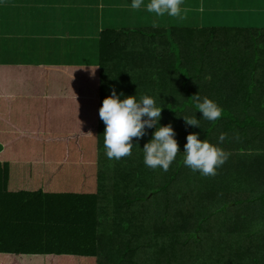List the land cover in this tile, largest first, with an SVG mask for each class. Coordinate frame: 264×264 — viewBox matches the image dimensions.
<instances>
[{"label":"trees","instance_id":"16d2710c","mask_svg":"<svg viewBox=\"0 0 264 264\" xmlns=\"http://www.w3.org/2000/svg\"><path fill=\"white\" fill-rule=\"evenodd\" d=\"M111 32L96 65L0 67V264H264V28ZM118 68L138 75L123 87L108 76ZM112 89L152 96L160 125L177 113L166 172L143 162L154 127L132 138L131 155L103 160L98 110ZM195 94L221 117L204 119ZM189 133L228 154L215 175L183 164ZM238 211L255 215L253 233L227 217ZM211 238L218 246L205 252ZM152 240L168 257L152 258Z\"/></svg>","mask_w":264,"mask_h":264},{"label":"clouds","instance_id":"9594fccd","mask_svg":"<svg viewBox=\"0 0 264 264\" xmlns=\"http://www.w3.org/2000/svg\"><path fill=\"white\" fill-rule=\"evenodd\" d=\"M182 0H131L132 9H140L143 5L148 13L157 17H177L181 15ZM192 97L196 111L209 121H216L222 115V108L207 96L201 98L198 94ZM162 107L156 104L150 95L125 96L117 94L115 89L102 100L98 113L105 125L103 132V146L109 160L119 161L122 157L131 155L132 138L139 139L145 135L146 128H155L151 138L144 143L143 162L151 168L167 171L176 158L178 143L171 124L160 125ZM186 125L199 127V121L193 117L182 116ZM224 134L219 136L223 141ZM136 145H139L138 143ZM183 164L193 172L203 176L215 175L217 167L222 165L228 154L217 144L207 139H198V133H189L184 144Z\"/></svg>","mask_w":264,"mask_h":264},{"label":"rangeland","instance_id":"374dc122","mask_svg":"<svg viewBox=\"0 0 264 264\" xmlns=\"http://www.w3.org/2000/svg\"><path fill=\"white\" fill-rule=\"evenodd\" d=\"M27 4V2H29V9L27 10V12L24 13V18L27 20V23L29 25V27H32L33 21L34 19L30 17V13L33 9H34V1L35 0H24ZM39 5L37 8H41V7H48V8H43L42 12H39L38 15L41 19V23L39 26V30H42L44 27H46V23L49 21L50 16L53 15H57L60 14L63 10H65L66 14H68V10L66 8V5L64 2H66L65 0H46L47 4H42V0H37ZM98 0H91V2H97ZM200 0H188L186 1L189 6L188 8H185V10H190L193 9L195 7V10L193 11V15L195 17V19L193 17L188 16V20L186 17V21L184 20L185 18H183L184 22L181 23L182 20H180V18L177 17H170V21L167 20V15L165 14L164 16H160V17H156L154 18L153 16H147L148 20L150 21H130L129 19L132 17V11L130 10V5L126 4L124 5L125 7V11L127 13V17L126 19H128V22H123V21H113V23H111V25L106 26V19L102 20L101 17L98 16L99 21L97 22V26L95 28H93V24H95V19L92 18V16H97L100 15V13L104 12V10H99L96 9L97 7H91V6H86V9L83 11V14L88 16L90 15L89 18H87L86 22L91 24V27L87 30H83L80 32V41L75 42L74 45L76 47H72L66 51H55L54 56L55 58H51L52 55H48L46 56V60L40 59L39 58V50L37 48H53L52 46H46L43 45L36 40L35 37H31L29 30L27 31V36L25 39H23L22 37H13L12 39L8 40V44H10V47L13 48L10 52L4 50V51H0L1 54L3 53H7L5 55L7 56H12L13 52L17 51L18 49L20 50V54H21V58H22V62H24L25 58L27 61L31 62V63H37L40 61H46L47 64H53L55 66H62V65H96L99 62V46H100V39L101 38H106V37H110L112 32L111 31H118L116 30L117 28H124V27H134L136 29H143L144 31L149 30V35H151V32H153V30H160L163 31L165 30L167 27H175L177 26L176 24H172V23H179L181 27H185V28H200V27H209L208 23L211 24V22H204L203 23V19H202V14H201V10H198V7L196 6L198 4ZM209 0H207L206 2L208 3ZM216 0H210V3H213V7H215V10L210 7H207L208 9H210L211 11H221L223 9L227 10L230 9V6H222L223 2L222 0H219L217 2V4H215ZM62 2V3H59ZM28 5V4H27ZM205 5V4H204ZM221 5V6H219ZM206 6V5H205ZM247 6H252V5H247ZM253 7H260V6H253ZM184 9V7L182 8ZM208 9L206 12H208ZM232 17L237 20L238 22L232 23L231 25L237 26L238 28H247L245 26H251L254 28H264V18H262V16H260L258 13L255 14H246L245 17L239 19V17L243 14H236L237 11H241L242 7L238 8V9H232ZM12 11L15 13V10L12 9ZM79 12V10H77ZM96 11V12H95ZM131 11V12H130ZM259 11H264V10H259ZM74 12H76V10L74 9ZM214 15V13L211 14V17ZM15 16H20V14H16ZM119 18L123 19L125 16L124 15H118ZM165 17V18H164ZM205 18V16H204ZM252 18H255L257 22L251 20ZM218 17H215V22L218 21ZM226 19V20H225ZM222 20L228 21V17L224 16ZM225 21L222 22H217L216 23V27H221V26H227L228 24H226ZM170 22V23H169ZM4 22L0 21V24L2 25ZM8 25V22H6ZM19 24V25H18ZM23 24V22L21 23L20 21H13L11 22V24L8 25V27H10L12 30H15L16 28H20V26ZM213 24V22H212ZM11 25V26H10ZM214 25V24H213ZM20 32V31H18ZM4 30H0V38L5 40L4 37ZM58 48V47H55ZM130 48V47H129ZM106 51H107V46H106ZM116 52H118V48L115 51H112L111 54H113V58L116 55ZM109 53V51H108ZM136 63H138V60H134ZM120 69H115V73L113 75H111V72H109L108 76L109 78L112 80V82L117 83L118 81L122 82V86H124L125 82L127 83V85H129V83L131 81H133V78H136V76L138 75H134L130 76L129 72H125L124 74L120 73L119 71ZM137 73V69L135 70L134 74ZM120 94V92H118ZM172 111V110H170ZM177 114V113H176ZM176 114H169L167 113V121L171 122V124L173 125V117L174 115L176 116ZM104 149V148H103ZM104 151V153H103ZM101 152V156L103 158V160H105V150H103ZM140 161V160H139ZM150 188H152V190H147L146 191V195L150 194L151 192H155L157 190V188L154 187V185L150 186ZM228 208V209H227ZM226 210H224V214H233L234 213V206H230L227 207ZM242 211H238L235 215H230L227 216L228 218H233L235 216H238L239 218L244 219L243 215H242ZM253 214V213H252ZM254 218L255 215H249L247 214V221L245 220V226L246 228L253 233L254 230H256V226L257 223H254ZM134 223V222H133ZM256 228V229H255ZM146 232V231H145ZM202 236V235H201ZM151 245V249L149 250V252H151V256L152 258H162V255H167L168 257V252H165L163 249L162 251L159 250V248L161 247V244H157L155 241L152 240L153 243H151L150 241H148ZM157 247L156 250H154V247ZM216 246H218V243L215 242V240L213 238L207 240V244L205 246V252H209L211 251L213 248H215ZM204 252V253H205ZM162 253V254H159ZM170 253V252H169ZM136 256L141 257L142 252L141 250H137L134 253ZM206 254V253H205ZM210 261V260H209ZM157 264L156 261H152V262H148V264ZM214 263V262H213Z\"/></svg>","mask_w":264,"mask_h":264},{"label":"crops","instance_id":"0c3cea01","mask_svg":"<svg viewBox=\"0 0 264 264\" xmlns=\"http://www.w3.org/2000/svg\"><path fill=\"white\" fill-rule=\"evenodd\" d=\"M42 4H47L46 0H42ZM66 2V8L68 10V14H66L65 10H63L60 14L50 16L49 21L46 23V27H44L42 30H39V26L41 23V19L38 15L39 12H42L43 8L48 7H41L37 8L39 5L38 1H34V9L29 12L31 15L30 17L34 19L32 27H29L27 20L24 18V13L27 12L29 9V2H26L24 0H0V21L4 22L2 25L0 24V30H4L5 34V40L0 38V51H8L10 52L13 48L10 47V44H8V40L12 39L13 37H22L23 39L27 36V31L29 30L31 37H35L36 40L43 45L46 46H52L53 48H37L39 50V58L46 60V56L52 55L51 58H55L54 53L55 51L61 50L66 51L72 47H76L74 45L75 42L80 41V32L83 30H87L91 27V24L87 23V18L90 17V15L86 16L83 14V11L86 9V6L91 7H97L96 9L104 10V12L100 13V15L92 16L93 19H95V24H93V28L97 26V22L99 21L98 16L102 18V20H105L106 26L111 25L113 21H123L128 22L126 19L127 13L125 11L124 5L131 3V0H98L97 2H91V0H65ZM188 0H182V3L180 5L181 7V15H179L181 23L186 21V17L188 20V16L190 14L191 17H194L193 11L195 10V7L190 10H185V8H188L189 4L186 2ZM207 0H200L198 4L196 5L198 7V10H201L203 23L204 22H211L208 23L209 27L216 26L217 22H222L225 20H222L224 16L228 17V21H225L227 26L229 27H237L234 25H231L232 23L238 22L232 17V9H238L242 7L241 11H237L236 14L243 13L239 19L245 17V15L248 14H255L258 13L262 18H264V0H222L223 4L222 6H230V9H223L221 11H214L215 7H213V3H210V0L208 3ZM219 0H216L214 3L217 4ZM147 2V0H145ZM62 3V2H59ZM206 6H205V5ZM214 10H210L207 7H210ZM252 5V6H247ZM221 6V5H219ZM253 6H260V7H253ZM184 7V9H182ZM15 10V13L12 11ZM74 9L76 12H74ZM208 9V12H206ZM79 10V12L77 11ZM132 17L129 19L130 21H150L148 20L147 16H153L156 17L154 13H148L143 5L140 9H132ZM130 11V12H131ZM96 12V11H95ZM214 13V15L211 17V14ZM16 14H20V16H15ZM124 15L125 17L123 19L119 18L118 15ZM205 16V18H204ZM105 19H104V18ZM167 20L170 21V17L167 16ZM215 17H218V21L215 22ZM165 18V17H164ZM183 18H185L183 20ZM251 20L256 21L255 18H252ZM13 21H20L23 24L20 26V28H16L15 30H12L10 27H8L9 24ZM8 22V25L7 23ZM213 22V24H212ZM170 23V22H169ZM176 24L175 28H185L179 26V23H172ZM19 25V24H18ZM11 26V25H10ZM225 26V25H224ZM204 27V26H203ZM245 27H251V26H245ZM243 28V27H242ZM121 29H136L134 27H124V28H117L116 30ZM20 31V32H18ZM42 46V45H41ZM128 46V45H127ZM124 48H128V47ZM58 47V48H55ZM7 53H0V67L1 66H12V65H18V66H25V65H41V66H55L53 64H47L46 61H40L37 63H31L29 61L24 60L22 62L20 50L18 49L16 52H13L12 56L5 55ZM68 65V64H67ZM66 66V65H62ZM72 66V65H68ZM92 66V65H87ZM2 149L0 145V150ZM21 185H25L22 183Z\"/></svg>","mask_w":264,"mask_h":264}]
</instances>
